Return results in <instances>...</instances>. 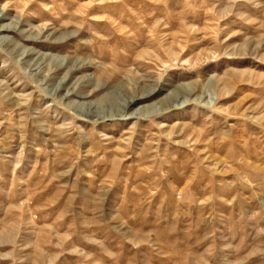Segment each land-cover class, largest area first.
<instances>
[{
    "label": "rangeland",
    "instance_id": "rangeland-1",
    "mask_svg": "<svg viewBox=\"0 0 264 264\" xmlns=\"http://www.w3.org/2000/svg\"><path fill=\"white\" fill-rule=\"evenodd\" d=\"M0 264H264V0H0Z\"/></svg>",
    "mask_w": 264,
    "mask_h": 264
},
{
    "label": "bare ground",
    "instance_id": "bare-ground-1",
    "mask_svg": "<svg viewBox=\"0 0 264 264\" xmlns=\"http://www.w3.org/2000/svg\"><path fill=\"white\" fill-rule=\"evenodd\" d=\"M182 90H184L185 92L188 90L189 92H190V88L189 87H185L184 86V88H182ZM181 90V91H182ZM181 91L179 90V88H177L176 90H174V91H172L168 96H166L165 98H164V100L162 101V102H168V101H175V103H173V105H172V107H168V108H164V109H160V107L159 106H154V107H148L147 106V109H148V111L149 110H153V112L155 111L156 113H163V112H167V111H172V109H174L175 107H179L180 106V104L182 105V103H184L185 101H187V98L185 97V93L184 94H182L181 93ZM183 92V91H182ZM149 93H150V91H149ZM191 93V92H190ZM181 96V98H179ZM190 97V96H189ZM131 98V97H130ZM129 101V100H128ZM128 101H126V102H128ZM130 102V101H129ZM125 103V102H124ZM156 103V102H155ZM170 103V102H169ZM159 105V104H158ZM162 105V104H161ZM163 106V105H162ZM81 109L82 110H84L83 109V106L81 107ZM140 108H137V110H139ZM146 109V110H147ZM87 110V109H86ZM136 110V111H137ZM146 110H144V111H141V112H138V113H136V111H134L133 113H131L130 115L131 116H129V117H134V116H141V115H146V113H148ZM100 117V116H99ZM129 117H127V119L129 118Z\"/></svg>",
    "mask_w": 264,
    "mask_h": 264
}]
</instances>
